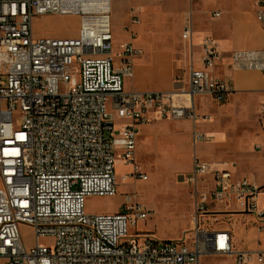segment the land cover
Wrapping results in <instances>:
<instances>
[{"label":"built area","instance_id":"2783aa9c","mask_svg":"<svg viewBox=\"0 0 264 264\" xmlns=\"http://www.w3.org/2000/svg\"><path fill=\"white\" fill-rule=\"evenodd\" d=\"M256 4L264 27V0ZM66 15L79 18L76 36L35 35V18ZM130 35L115 53L111 0H0V264H201L207 257L264 264V250L237 249L230 231L202 220L237 205L238 213L263 223L264 186L201 160L196 149L184 176L194 200L189 242L150 234L130 239V228L152 214L133 193L124 195L122 212H86L87 198L118 195L116 159L134 168L143 127L188 120L193 147L205 140L194 99L227 100L228 83L211 73L218 63L264 75V48L225 55L206 38L203 68L191 69L187 89L128 92L124 79L143 55ZM191 35L186 27L182 38ZM260 119L264 127V101ZM119 120L126 124L118 129ZM257 150L264 153V141ZM125 178L148 180L136 169ZM22 226L32 230L30 244Z\"/></svg>","mask_w":264,"mask_h":264},{"label":"rangeland","instance_id":"374dc122","mask_svg":"<svg viewBox=\"0 0 264 264\" xmlns=\"http://www.w3.org/2000/svg\"><path fill=\"white\" fill-rule=\"evenodd\" d=\"M191 3L192 0H111V25L113 17L120 18L126 10L130 15V21L134 15L138 17V23H135L131 29L132 43L143 51L141 59L144 60L135 61L134 72L144 62L156 58L157 53L171 54L174 60L177 58L182 32L190 19ZM33 29L38 37H74L79 29V18L70 15L37 17L34 19ZM118 50L119 45L115 44L114 52L117 53ZM142 79L146 86L153 90L164 86V73L151 71L148 74L146 71ZM137 81L138 76L136 75L134 78H125L124 89L127 91L136 89ZM225 103L226 101L219 106L218 103L213 102V105H215L214 108H218ZM197 114L199 116L198 129L205 133L207 130L203 131L200 124L211 125L212 115L199 112ZM125 124V121L119 120L116 121L115 126L119 129ZM226 129L227 140L217 149L218 154L209 158L199 153V146L193 147L191 121H159L143 127L133 162L134 168L125 164L122 159H116L115 174L119 184L118 195L111 198H87L86 212L89 214L122 212L124 195L133 193L145 208L152 211V214L146 222H138L135 228H130V239L138 235L150 234L159 241L189 242L194 228V200L192 187L186 184L184 176L191 171L194 149H196L197 156L206 162H232L243 170L246 169V164H241V167L239 161L246 159L250 166L258 167L259 176L264 172V161L261 158L263 154L259 156L257 150V145H261L264 141L260 109L251 122L229 118ZM207 139L206 135L204 143L210 140ZM135 169L146 175L148 180L128 179L124 181L122 179L124 175L130 174ZM242 170H237L238 177H244L246 171ZM256 182L260 183L261 177H257ZM221 206L216 205L215 209H220ZM237 208V205L224 206L222 209L233 211L210 213L202 220L209 226L215 222L217 227L229 230L234 236L236 248L241 249L240 240L238 242L236 240L237 229H243V225H252L257 229H261L262 226L257 220L252 221V215L238 213L235 210ZM21 233L26 243L30 244L32 230L27 226H22ZM39 242L50 245V239L47 237H41ZM201 264L236 263L232 259L207 257L202 259Z\"/></svg>","mask_w":264,"mask_h":264},{"label":"crops","instance_id":"0c3cea01","mask_svg":"<svg viewBox=\"0 0 264 264\" xmlns=\"http://www.w3.org/2000/svg\"><path fill=\"white\" fill-rule=\"evenodd\" d=\"M190 9V19L184 29L186 27L191 28V39L184 40L182 38L180 40V50L177 58L174 60L171 54L157 53L156 58L144 62L136 72H134V64L133 75L130 78H134L135 75L138 76L137 88L128 92H174L187 89L191 69L203 68L201 62L202 43L206 38H211L217 49L225 55L234 51H253L264 48V27L257 18L258 6L256 0H192ZM131 22L127 10L120 18L113 17L114 46L115 44L120 45L123 42L131 41ZM124 38H126V41ZM146 71L148 74L151 71L159 74L164 73V86L154 90L148 88L142 79ZM211 73L214 78L228 83L230 93L226 103L218 108H214L213 102L215 103V101L210 97L203 96L194 99L197 113L212 115L211 125L200 124L203 131L207 130L204 135L205 137L207 135V140H210L205 143L203 141L198 145L199 153L205 154L209 158L216 156L218 154L217 149L227 140L226 127L228 119L234 118L235 120L251 122L256 117L264 101L263 73L236 70L226 59L218 63L211 70ZM206 150H209V152H205ZM259 154V156L263 154L261 158L264 161V153ZM239 162L241 167V164H246V169L242 170L232 162L219 163L229 168L237 178H246L260 186H264V172L260 173L259 176L256 165L250 166L246 159H240ZM237 170L246 171L244 177H238ZM257 177H261L260 183L256 182ZM219 211L223 210L220 209ZM255 220L253 217L252 221ZM243 226V229H237L236 240L237 242L240 240V246H238L245 250H264V222L261 223V229H257L252 225Z\"/></svg>","mask_w":264,"mask_h":264},{"label":"bare ground","instance_id":"6f19581e","mask_svg":"<svg viewBox=\"0 0 264 264\" xmlns=\"http://www.w3.org/2000/svg\"><path fill=\"white\" fill-rule=\"evenodd\" d=\"M122 179H123L124 181H127V180H128V179H126V178L124 179V177H123Z\"/></svg>","mask_w":264,"mask_h":264}]
</instances>
